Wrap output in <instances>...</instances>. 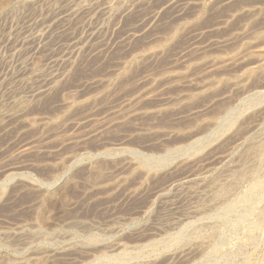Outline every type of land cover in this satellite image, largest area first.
I'll return each instance as SVG.
<instances>
[{"label":"rangeland","instance_id":"obj_1","mask_svg":"<svg viewBox=\"0 0 264 264\" xmlns=\"http://www.w3.org/2000/svg\"><path fill=\"white\" fill-rule=\"evenodd\" d=\"M6 1H8V3ZM105 1L110 2V0ZM5 2L6 6L4 0H0V4L3 5V8L0 7V117L3 114L7 115L14 112L16 109L15 105L17 104L26 103L25 106H27L24 111V114L22 113V115L24 116H22L21 119H12L13 121L10 119L9 121L6 120L3 123L0 122V189H3L4 193L3 197L0 200V237L5 232H14L19 227L27 228L29 224L32 225L33 221L35 222V220L31 219H35L37 212L40 210V203L38 199L39 194L35 193L34 191L28 190L22 186V184H25L27 182H35L36 184L44 186V188L48 186L50 191H52L53 193L65 191V200H63V202L58 203L56 202L55 198H53V203H49L48 206L46 204L44 210L46 212L45 215L47 216H45L46 220L50 222L48 223V227L55 228V226H57L56 228L60 229L59 238H56L58 241L57 246L52 248H66L67 246L68 248H66V253L63 252V255H55L49 257L50 259L48 262L44 261V256L41 254V256L33 255L35 252L29 251L27 253L25 252V249L23 251H20L22 250V248L19 249V246H16L18 247L17 249H15V247H12V251L11 249L9 250L0 248V263L1 258L6 259L8 257L13 258L15 260H21V258L25 255L22 259L28 258L30 256L39 258L43 256V259L41 261L44 264H87L88 262H90L89 260L92 261V258H96L100 255L111 256L112 254L113 256H115L119 254L123 249H128L127 251L133 252V250L140 249L141 247H143L149 241L150 238L151 240H159L161 238L167 237L165 235H167L168 233L171 234L172 232L178 229V226L176 228V225H179L183 222L186 223L188 221L192 223L201 222L203 223V226L207 225L205 227L206 234L210 239H206L205 241L202 240V242L200 243L201 252L199 253H203L202 256L198 253V251H196V248H194L195 251L193 249H189L187 256L181 259V247L179 246L178 248L176 247L174 250L172 249L171 252L175 254L174 264H211L214 261L215 262L213 264H224V261L225 264H264V215L262 214L263 217L259 215L260 213L258 212V208H250L248 205L246 207L242 204H238V207H235V213L232 212L226 218L228 220L223 219L224 222L222 220L220 222H216L218 220L215 221L213 219V216H215L214 214L218 212L216 211V209L219 210V207L226 205L228 201L229 203L232 202V200L234 201L235 196L236 198L239 197L240 193L241 196L244 195L243 191H245L246 187H248V185L251 183L249 178H247L248 180H243L242 183L240 182L241 184L238 183V185L232 187L230 193L227 195L228 197L226 196L224 200L220 201V205L222 206H219L218 204V208H216V206L215 208H211L212 210H208L204 216H201L199 218L195 215H188L187 218L185 217L186 212L188 213V211H190L191 208L195 206L198 207L202 199L209 201L212 197V191L211 189L197 190L196 196H187V194L184 193L182 190L179 191V189H181V185L179 183L181 181V178H183L184 176L183 172H186L184 170L183 172L180 171V173L179 171H177V173L175 172L176 174L171 173L170 175L172 177L169 175V177H164L165 179L161 178L155 181L151 180L145 183L146 185H140L139 179L137 177L128 179L125 184L121 183V181L113 183L116 181V179H118L119 176V178L122 177V175L117 170H115V168L123 165L131 158L135 156L142 158L150 157L151 159L160 158L167 160L170 165H173L178 160H180L178 159V156L180 157L181 154L175 155L173 154V152L169 151L167 153L165 150H171V148L173 150V148L176 147H187L189 146V144L191 145L192 141L196 139H199L201 141L200 144L196 145L195 147H190L189 151L191 149V152L188 151L187 155L182 156L185 158L188 157L187 159L192 162L191 164H193V166L189 167L187 171H190V174H195L194 177L212 174L215 175L217 170L224 164L228 166L234 165L237 162V159L239 158L237 156H241V154L244 155V152L247 153V155L245 154L247 157V164L248 159L249 164H251L253 157L254 160L255 156L256 158H259L258 154L256 155V152L254 153V149L250 145V142L252 141L251 138H254L253 140L255 141V143H261L263 142L262 139L264 140V137H262V131L255 123V121L259 119L258 115L261 112V109L264 108L262 106L264 105V102L261 101L258 96L256 97L255 94L264 91L263 79H256L250 81L247 84L248 86L246 85V87L242 91H238V93L234 90L230 91L226 84H216L215 88L221 87L219 89L216 88L217 91H215L214 88L213 90H211V92L208 91V93L210 92L209 94L206 93L205 95H202L200 97L188 100L185 103L180 102L179 97H177L176 94L172 91L162 90L163 95L160 94L159 90H161L162 88L160 87L159 89V87H157V83L151 84L148 80V76H151L149 74L153 75L154 73H156L157 70H162L165 67L167 70H170V68L177 65V63L178 65H180L183 61L182 59L186 57V53H189L190 51L193 52L197 49L203 50V48L205 49L213 44L217 46L224 38L227 37V32L219 31L218 33H215L214 31H210L217 27L218 24L222 23L223 20L227 18L226 16H228V13L225 12L220 6L222 1L219 0V2H217V0H128L127 2V0H111V15L104 14V12L101 13L100 8H97V5H95L93 8H91V10H89V12L86 11L78 14L80 16L72 15V12L74 8L77 9L81 4H83L84 0H5ZM87 2H89V0H86L85 3ZM203 2L207 4L205 8L206 11L202 13L203 15L205 14L201 18L202 21L200 19V21L198 20V22L195 21L192 24L188 25L184 23V21H182L181 23L180 21H176L174 19L177 15H179V13L183 9H187L189 4L191 5V3L198 4ZM89 3L91 4L92 1H90ZM215 3H217V7ZM171 4L174 7H172ZM31 6L32 8H30ZM167 7H170V9ZM252 7H254V9L256 10V14L252 17L253 19H249L247 21L243 20L244 22H242V24L255 22L259 23L264 21V18L262 19V15H264L263 2L258 3L257 0H254ZM132 8L137 12H132ZM164 8H167V11H165ZM160 11L162 14H160ZM217 13H219V15ZM163 14L165 15V17L163 16ZM158 17L159 20L161 18L163 20L161 19L162 21L160 20L159 22H157ZM166 17L167 19H170L167 20ZM171 19L173 21H171ZM93 21L95 24L93 23ZM167 21H169L170 23L179 22L182 24V26H177L179 24L173 26L175 31H178L175 32V40L172 39L171 42L167 41L168 45L166 44V42L164 43L165 38H167L166 35H168V33L170 32V23ZM206 23L207 25H205ZM213 23H216L217 25ZM263 25L261 26L262 29L260 28L262 31H264ZM235 29L237 31V28ZM142 37L143 39L141 41ZM177 37L178 39H176ZM160 39L164 40L162 41ZM156 40L160 41L162 47V54L160 56L158 55L156 57V60H153L151 58V60H148V62H140L139 65L137 63L138 66L130 62L127 66L129 67L131 64L133 66L128 68L129 71L126 69L127 66H121L122 62L130 59L131 56L134 57L147 53L149 51L148 49L151 50L154 45L156 46ZM80 41L82 44L80 43ZM180 42H182L183 45L182 43L180 44ZM211 42L215 43L212 44ZM146 43H149V46ZM164 44H166V46ZM137 52L139 53L138 55ZM127 53L129 55H127ZM182 54L184 55V57L181 56ZM179 60L182 61L180 62ZM119 68L122 71V73L120 74V78H118L119 81H117L116 83L114 82L112 88L110 87L109 90H106V92H102L103 94L96 98V95L101 90V82H104L105 79H114L115 76L112 71L118 70ZM122 69L126 70L123 71ZM228 72L229 71L224 73L221 72L222 76H219V80L233 81L235 77L234 75L236 73L229 72V75ZM143 74L144 78L142 77ZM192 74L193 75L190 78L193 81H198L201 78V74L199 75V73ZM129 76H131L132 78H129ZM131 80L134 83H131ZM61 82H63V84H61ZM118 83L120 84L118 85ZM139 84L141 87H137ZM149 85L152 86L151 89ZM153 86L155 87L152 90ZM122 90H125L123 91L124 93H122ZM137 90H139L138 93L136 92ZM148 90L150 91L148 93H151L150 95H155L154 90L155 93L160 94H158L159 96L156 94V99L154 101H151L149 105L152 107L166 108V113H163L161 116H158L156 118H150L148 117L149 115H143V110L138 111L140 117H138V115H134L133 117H131L132 115H124V112L127 109L126 107H132L134 105L136 99L133 97L137 95V98L141 95L147 94L146 91ZM40 91H44L46 93L41 94L43 95H40L41 97L37 96L36 93ZM132 92L133 95H130L132 94ZM83 94H86L87 96H83ZM128 97L130 98L128 99ZM173 98H175V100H173ZM253 98L256 100L255 105L254 103L248 102V100ZM64 100H76L77 103L76 105H74V107L76 106V108L73 107L70 109H66V111L63 110L64 108L61 107V105L59 104ZM156 101L158 103H155ZM171 101L173 104L171 103ZM225 102L229 103L227 104ZM168 103L170 104L165 106ZM79 105L81 106V108ZM11 108L13 110H11ZM252 110H256L257 113ZM236 112L240 114H234ZM249 112H253L256 115H250L251 113ZM230 114L234 115L231 119H235V117L237 118L238 116H240L237 118V120L239 121L237 122L238 124L242 123L243 119H245L243 121L246 122L252 121L254 118V121H252V123L247 122V124H250L245 125V123L243 122L242 124L244 126H249L248 128H250L251 125V128H254L255 130L249 129L250 131L248 132L249 134L247 133L248 135L241 136L244 139L239 137V139L241 138L239 140L238 136H232L233 131L228 130L227 126H225L227 125L226 122L230 119ZM213 115H216V117H211ZM200 118L202 120L206 119L213 122L216 121L217 124L212 123L208 128H201L202 126L197 128L194 126V121H200ZM249 118H251L252 120ZM23 119L24 121L33 120V122H35V126L32 129L23 127ZM34 119H36V121ZM104 123H106L105 126H103L102 128H98L99 125ZM218 123L222 127L219 126ZM176 127L179 128L180 131L177 130ZM219 127L221 128L218 129ZM94 130L95 132H92ZM162 131L163 133L167 131L166 133H170V135H167V137H164L163 135L162 137ZM230 131H232L231 136H228L230 135ZM160 132L161 134H157ZM215 132L217 133L216 135ZM219 132L222 133L220 134ZM41 134L44 135L42 136ZM216 136H219V138L217 139ZM68 137L70 138L68 139ZM245 138L250 141L248 142V140ZM62 140H64V142ZM60 141H62L63 143ZM244 144H246L247 146ZM30 146L33 149L32 151H30L31 153L28 152L29 150H27ZM236 146L240 148V150H238ZM245 146L246 149L244 148ZM234 147H236L235 149L237 150L231 151ZM247 148L250 154L247 152ZM70 149L73 150L70 151ZM158 149H160L161 151ZM106 150H109L108 155H106ZM241 151L244 152L241 153ZM237 152L241 154L239 155ZM251 152L254 154H252ZM248 154L251 155V159L249 158ZM49 155L52 157H50ZM87 158L89 159V161L92 160L94 163L97 162V165H100V163L98 162H101L100 166H102L103 169L100 168V173L98 174H101L103 178L106 177L107 172H113L110 173L113 176H110V180H114H111L110 184L107 185L108 188L106 190L108 192L105 190L97 193L89 187L92 185L94 186L99 180H101L102 177L96 180H92L90 178V173L86 168L87 163H89ZM62 159L66 161L65 167L67 166L66 169L68 168V171L66 170V172L64 173H61L59 170H57V163H59ZM197 159L198 161L201 159V162L199 161L200 163H195L194 161H197ZM115 165H117V167H114L113 169V166ZM196 168L198 170H195ZM201 168L204 171L206 170V173L202 171ZM191 169H193V172L191 171ZM198 171H200V173L202 171V175ZM9 177L10 179H8ZM87 178H90L88 179L89 181L87 180ZM93 181L95 182V184H93ZM89 183L90 185H88ZM193 188H195V186ZM134 189L138 190V195L135 198L129 196V192ZM200 191L204 192L201 193ZM160 193H165L162 200L157 197ZM198 194H200L202 198L198 199ZM208 204H210V202H208ZM148 207L150 209L149 212L146 213L145 211ZM246 208H248L247 211ZM143 209L145 210L143 211ZM49 211H51V213ZM261 213H264V211ZM244 214L246 215L245 220L240 222L241 224H236V228L232 227L231 225L235 224V221L238 220V216ZM82 219L83 221H81ZM207 219L208 221H206ZM73 220L84 223L89 229H82L79 226L68 228L66 224ZM185 220L187 221L185 222ZM251 222H255L254 224L258 226L255 225V228L248 229V227L250 226L249 224ZM212 228L215 229V233L213 235L211 234ZM160 230L163 232L160 233ZM228 230L230 231V233ZM116 231H118L119 233ZM164 231L166 234L164 233ZM220 231L222 234L220 233ZM48 232L50 231L48 230ZM91 236L98 237V239L101 241L119 243L122 249L113 250L112 248L106 249L100 246L101 248L94 247L91 250L79 252V250H77V246L81 245V243H85L86 239L90 238ZM211 239L213 243L211 242ZM226 239L229 240L227 241ZM65 242H68L67 244L69 245L66 246ZM70 242L73 244L71 245ZM211 243L212 245H210ZM214 245L215 249L213 248ZM71 250L73 253L71 252ZM158 250L159 249L155 251L153 250V254L147 252L144 255L145 258L143 257L142 264H158L162 260V257L159 256L160 252ZM214 250L216 252H213ZM212 252L214 255L212 254ZM177 256L178 258L176 259ZM201 257L204 258L201 259ZM46 259H48V257ZM136 262L137 261L134 260V263L133 261L131 263L135 264Z\"/></svg>","mask_w":264,"mask_h":264},{"label":"bare ground","instance_id":"obj_2","mask_svg":"<svg viewBox=\"0 0 264 264\" xmlns=\"http://www.w3.org/2000/svg\"><path fill=\"white\" fill-rule=\"evenodd\" d=\"M42 1V0H41ZM92 1V3L90 4L89 2ZM105 0H89V2L85 3L86 0H84V3L81 4L77 9L74 8L73 12H72V15H78L80 14L81 12H86L89 10H91V8H93L95 5H97V8H100L101 10V13L104 12V14H110V10H111V7H110V2L109 1H105ZM149 1V0H148ZM152 1V0H151ZM215 1V0H214ZM222 1L221 2V8L228 13V16H226L227 18L225 20H223L222 23L220 24H216V23H213V24H216L217 27H215L214 29L210 30V31H214L215 33L217 32H221V31H224V32H227L228 35L226 38H224L220 43L219 45H215L213 43L215 42H211L213 45H207L209 47L207 48H203V50H195L193 52H189V53H186V57H184V55L182 54L181 56L184 57L180 62L181 64L178 65H175L174 67H169L170 70H167L166 67L162 70H157L156 73H154L153 75L152 74H149L151 76H148V80L150 81L151 84H155L157 83V87H160L162 88L161 90H159L160 94L163 95V91H172L176 94L177 97H179V101L182 102V103H185L186 101L188 100H192L194 98H197V97H200L202 95H205L206 93H208V91L211 92V90H213L215 88V85L216 84H220V83H223L224 85L226 84L228 86V89L231 91V90H234L235 92L238 93V91H242L246 85L252 81V80H260V79H263L264 80V31H262L261 29V26L264 24V21L262 22H255V23H248V24H242V22H244L245 20H249V19H253L252 17L256 14V10L254 9V7H252V4H253V1L254 0H220ZM258 3L259 2H263L264 4V0H257ZM8 3V1H6ZM6 2L4 0V3H5V6H6ZM10 2V1H9ZM49 2V1H48ZM52 2V1H51ZM101 2V3H100ZM122 2V1H121ZM128 2V0H127ZM143 2V1H142ZM154 2V1H153ZM157 2V1H156ZM217 2H219V0H217ZM3 4V2H2ZM44 4V3H43ZM130 4V3H129ZM206 4L205 2L203 3H198V4H192L191 5L189 4V6L187 7V9H183L179 15L176 16V18H174L176 21H180L182 23V21H184V23L186 24H192L193 22L197 21L198 20L200 21V19L202 18V16H204L202 13H204L205 8H206ZM216 4V7H217V3ZM1 5V4H0ZM75 5V4H74ZM113 5H116V4H113ZM136 5V4H135ZM134 5V6H135ZM172 5V4H171ZM260 5V4H259ZM102 8H101V7ZM133 6V8H134ZM146 6V5H145ZM181 6V5H180ZM262 6V5H261ZM1 8H3V5L0 6ZM46 7V6H44ZM43 7V8H44ZM75 7V6H74ZM139 7V6H138ZM142 7V6H141ZM144 7V6H143ZM172 7H174L172 5ZM0 8V9H1ZM32 8V6L30 7ZM41 8V7H40ZM122 8V7H121ZM132 8V12L136 11V10H133ZM170 9V7H167ZM166 8V9H167ZM183 8V7H182ZM18 9V8H17ZM35 9V8H34ZM138 9V8H137ZM165 9V8H164ZM165 9V11H167ZM168 9V10H169ZM22 10V9H21ZM129 10V9H128ZM139 10V9H138ZM180 10V9H179ZM216 10V9H215ZM259 10V9H258ZM8 11V10H7ZM27 11V10H26ZM170 11V10H169ZM168 11V12H169ZM98 12V11H97ZM123 12V11H122ZM131 12V13H132ZM137 12V11H136ZM178 12V10H177ZM220 12V11H219ZM165 13V12H164ZM167 13V12H166ZM214 13V12H213ZM71 14V13H70ZM117 14V13H116ZM127 14V13H126ZM160 14L161 11H160ZM172 14V13H171ZM219 15V13H217ZM7 15V14H6ZM86 15V14H85ZM101 15V14H100ZM111 15V14H110ZM128 15V14H127ZM216 15V14H215ZM227 15V14H226ZM8 16V15H7ZM80 16V15H78ZM129 16V15H128ZM163 16L165 17V15L163 14ZM162 16V17H163ZM208 16V15H207ZM206 16V17H207ZM261 16V15H260ZM103 17V16H102ZM126 17V16H125ZM163 17V18H164ZM168 17V15H167ZM166 17V19H167ZM172 17V16H171ZM178 17V18H177ZM205 17V19H206ZM154 18V17H153ZM152 18V19H153ZM208 18V17H207ZM214 18V17H213ZM221 18V17H220ZM260 18V17H259ZM264 18V15H262V19ZM3 19V18H2ZM162 19V18H161ZM160 19V20H161ZM165 19V18H164ZM170 19V18H168ZM167 19V20H168ZM222 19V18H221ZM255 19V18H254ZM9 20V19H8ZM64 20V19H63ZM105 20V19H104ZM158 20V21H157ZM157 22H159V17L157 18ZM163 20V19H162ZM161 20V21H162ZM174 20V21H175ZM204 20V19H203ZM244 20V21H243ZM10 21V20H9ZM132 21V20H131ZM171 21H173L171 19ZM202 21V19H201ZM210 21V20H209ZM253 21V20H252ZM259 21V20H258ZM169 22V21H167ZM189 22V23H188ZM204 22V21H203ZM251 22V21H250ZM254 22V21H253ZM94 23V21H93ZM147 23V22H146ZM162 23V22H161ZM160 23V24H161ZM165 23V22H164ZM163 23V24H164ZM170 23V22H169ZM181 23H170L169 27L170 29V32L168 33L167 38H165L164 40V43L166 42V44L168 43L167 41H170L172 39H174L175 37V32L178 31L174 29L173 26H182ZM211 23V22H210ZM218 23V22H217ZM247 23V22H246ZM95 24V23H94ZM154 24V23H153ZM204 24V23H202ZM159 25V24H158ZM207 25V23L205 24ZM216 25H212V26H216ZM155 26V25H154ZM162 26V25H161ZM187 26V25H186ZM186 26H183V27H186ZM204 26V25H203ZM210 26V27H212ZM264 26V25H263ZM156 27V26H155ZM173 27V28H172ZM182 27V28H183ZM194 27V26H193ZM94 28V27H93ZM110 28V26H109ZM159 28V27H158ZM209 28V27H208ZM237 28V31L236 29ZM261 28V29H260ZM102 29V28H101ZM100 29V31H101ZM155 29V28H154ZM174 29V30H172ZM178 29V27H177ZM184 29V28H183ZM190 29V27H189ZM201 29V28H200ZM168 30V31H169ZM181 30V29H180ZM264 30V29H263ZM108 31V30H107ZM154 31V30H153ZM187 31V30H186ZM145 32V31H144ZM162 32V31H161ZM193 32V31H192ZM74 33V32H73ZM97 33V32H96ZM106 33V32H104ZM155 33V32H154ZM167 33V32H166ZM165 33V34H166ZM178 33V32H177ZM207 33V32H205ZM100 34V33H99ZM222 34V33H220ZM225 34V33H224ZM157 35V34H156ZM206 35V34H205ZM214 35V34H213ZM88 36V35H87ZM141 36V35H140ZM165 36V35H164ZM165 36V37H166ZM186 36V35H185ZM225 36V35H224ZM95 37V36H94ZM139 37V36H138ZM217 37V36H216ZM145 38V37H144ZM155 38V37H154ZM164 38V37H163ZM205 38V37H204ZM214 38V37H213ZM50 39V38H49ZM92 39V38H91ZM143 37L141 38V41H142ZM148 39V37H147ZM146 39V40H147ZM178 39V37L176 38ZM80 40V39H79ZM83 40V39H82ZM145 40V39H144ZM162 40V39H160ZM162 40V41H163ZM175 40V39H174ZM132 41V40H131ZM157 41V40H156ZM178 41V40H177ZM92 42V41H91ZM151 42V41H150ZM179 42V41H178ZM177 42V43H178ZM81 43V41H80ZM154 43V42H153ZM182 42H180L181 44ZM82 44V43H81ZM147 44V43H146ZM149 44V43H148ZM147 44V45H148ZM166 44H164L166 46ZM91 45V44H90ZM168 45V44H167ZM183 45V43H182ZM86 46V45H85ZM149 46V45H148ZM46 47V46H45ZM91 47V46H90ZM94 47V46H93ZM141 47V46H140ZM151 47V46H150ZM44 48V47H43ZM139 48V47H137ZM158 48V49H157ZM161 44H160V41H157L156 42V46L154 45V47L150 49H148L149 51L145 54H141L139 56H133L132 57L131 55V58L122 62V65L127 66L128 63L132 62L134 65L136 64V66L139 65L140 62L144 63V62H148V60H151V58L154 60H156V57L159 55L162 54V49H161ZM124 49V48H123ZM160 49V50H159ZM196 49V48H195ZM90 50V49H89ZM143 50V49H142ZM192 50V49H191ZM126 51V50H125ZM133 51V50H132ZM179 51V49H178ZM45 52V51H44ZM84 52V51H83ZM103 52V51H102ZM134 52V51H133ZM141 52V51H140ZM114 53V52H113ZM122 53V52H121ZM130 53V51H129ZM81 54V53H80ZM105 54V53H104ZM139 53L137 52V55ZM89 55V54H88ZM127 55H129L127 53ZM41 56V55H40ZM84 56V55H83ZM81 58V57H80ZM98 58V57H97ZM128 58V57H127ZM126 58V59H127ZM181 58V57H180ZM179 58V59H180ZM96 60V59H95ZM94 60V61H95ZM170 60V59H169ZM93 61V62H94ZM113 61V60H111ZM166 61V60H165ZM36 62V61H35ZM160 62V61H159ZM167 62V61H166ZM34 63V62H32ZM78 63V61H77ZM83 63V62H82ZM92 63V62H91ZM138 63V65H137ZM174 63V62H173ZM69 64V63H68ZM84 64V63H83ZM81 65V64H80ZM153 65V64H152ZM22 66V65H21ZM133 65L131 64L129 67H132ZM156 66V65H155ZM165 66V65H164ZM84 67V66H83ZM123 67V68H124ZM128 66L126 67V69L129 71V68ZM146 67V66H145ZM161 67V66H160ZM122 68V67H121ZM150 68V67H149ZM157 68V67H156ZM168 68V67H167ZM105 69V68H104ZM125 69V70H126ZM158 69V68H157ZM22 70V69H21ZM75 70V68H74ZM123 70V69H122ZM123 70V71H125ZM153 70V68H152ZM229 71L230 73L231 72H235L236 74L234 75V80L233 81H230V80H226V81H222V80H219V76L221 74V72H227ZM109 72V71H108ZM113 74H114V79H105L104 82L102 81L101 82V90L100 92L96 95L98 98V96H101L103 93L102 92H106V90H109L110 87L112 88V85L114 84V82L116 83L117 81H119L118 78H120V74L122 73L121 69L119 68L118 70H115V71H112ZM228 72V74H229ZM64 73V72H62ZM77 73V72H76ZM84 73V72H83ZM110 73V72H109ZM126 73V72H125ZM192 73H199L200 75V79L197 81H193L191 80V76L193 75ZM39 74V73H38ZM72 74V73H71ZM79 74V73H78ZM97 74V73H96ZM99 74V73H98ZM129 74V73H128ZM147 74V73H146ZM227 74V76H228ZM234 74V73H232ZM36 75V74H35ZM73 75V74H72ZM124 75V74H123ZM122 75V76H123ZM130 75V74H129ZM133 75V74H132ZM131 75V76H132ZM198 75V76H199ZM230 75V74H229ZM106 76V75H105ZM129 76V78L131 77ZM196 76V75H194ZM126 77V76H125ZM144 78V74L142 76ZM146 77V76H145ZM231 77V76H230ZM233 77V75H232ZM32 78V77H31ZM132 78V77H131ZM146 78V79H147ZM194 78V77H193ZM127 79H128V76H127ZM223 79V78H222ZM74 80V79H73ZM92 80V79H91ZM142 80V79H141ZM48 81V80H47ZM76 81V80H75ZM139 81V80H138ZM70 82V81H69ZM68 82V83H69ZM85 82V81H84ZM83 82V83H84ZM12 83V82H11ZM25 83V82H24ZM125 83V82H124ZM131 83H134L132 82L131 80ZM142 83V82H141ZM47 84V83H46ZM61 84H63V82H61ZM96 84V83H95ZM94 84V85H95ZM120 83H118L119 85ZM129 84V83H128ZM148 84V83H147ZM256 84V83H255ZM49 85V84H48ZM59 85V84H57ZM56 85V86H57ZM126 85V84H125ZM31 86V85H30ZM150 86V85H149ZM219 86V85H217ZM248 86V85H247ZM45 87V86H44ZM49 87V86H48ZM51 87V86H50ZM64 87V86H63ZM66 87V86H65ZM137 87H141L140 84L137 86ZM143 87V86H142ZM145 87V85H144ZM152 86H150V89H151ZM155 86H153L152 90L154 89ZM226 87V86H225ZM264 87V86H263ZM33 88V87H32ZM31 88V89H32ZM38 88V87H37ZM36 88V89H37ZM57 88V87H56ZM103 88V89H102ZM136 88V87H135ZM164 88V89H163ZM217 89L221 88V87H216ZM215 88V91H217V89ZM61 89V88H60ZM124 89V88H122ZM138 89V88H137ZM142 89V88H141ZM225 89V88H224ZM251 89V88H250ZM249 89V90H250ZM254 89V88H253ZM43 90V89H42ZM46 90V88H45ZM48 90V88H47ZM56 90V89H55ZM114 90V88H113ZM143 90V89H142ZM146 90V89H145ZM156 90V89H155ZM155 90H154V94L155 95H150L151 93H148L150 92L149 90L146 91L147 94H144V95H141L139 97L136 98L137 95H135V99H132V100H135L134 102V105L131 107H126L127 109L125 110L124 112V115H132L131 117H133L134 115H138L139 116V113L138 111L140 110H143V115H149L148 117L150 118H156L158 116H161L163 113H166V108H161V107H152L150 106V102L151 101H154L157 97V93H155ZM163 90V91H162ZM261 90V89H260ZM123 91L125 90H122V93H124ZM128 91V90H127ZM132 91V90H131ZM135 91V90H134ZM139 90H137L136 92L138 93ZM157 91V90H156ZM90 92V91H89ZM93 92V91H92ZM145 92V91H143ZM162 92V93H161ZM209 92V93H210ZM214 92V91H212ZM43 93H46V92H38L36 93L37 96H40L41 94ZM58 93V92H57ZM86 93V92H85ZM115 93V92H114ZM131 93V92H130ZM129 93V94H130ZM208 93V94H209ZM248 93V92H247ZM48 94V93H47ZM46 94V95H47ZM73 94V93H72ZM157 94V95H156ZM159 94V95H160ZM183 94V95H182ZM256 94V97L258 96L260 98L261 101L264 102V91L262 92H258V93H255ZM258 94V95H257ZM86 95V94H85ZM83 94V96H85ZM128 95V94H127ZM130 95H133V92L132 94ZM158 95V96H159ZM182 95V96H181ZM239 95V94H238ZM43 96V95H41ZM40 96V97H41ZM56 96V95H55ZM60 96V95H59ZM87 96V95H86ZM120 96V95H118ZM10 97V96H9ZM39 97V98H40ZM103 97V96H102ZM176 97V98H177ZM236 97V96H235ZM55 98V97H54ZM61 98V97H60ZM78 98V97H77ZM104 98V97H103ZM114 98V97H113ZM117 98V97H116ZM130 97H128L129 99ZM170 98V97H169ZM203 98V97H202ZM258 98V99H259ZM37 99V97H36ZM69 99V98H68ZM83 99V98H82ZM33 100V99H32ZM58 100V98H57ZM81 100V99H80ZM84 100V99H83ZM88 100V99H87ZM158 100V99H157ZM160 100V99H159ZM173 100H175V98H173ZM237 100V99H236ZM239 100V99H238ZM245 100V99H244ZM255 99H250L248 100V102H251V103H254L255 105V102L256 100L254 101ZM127 101V100H125ZM178 101V102H179ZM198 101V100H197ZM9 102V101H8ZM21 102V101H20ZM51 102V101H50ZM54 102V101H53ZM108 102V101H106ZM161 102V101H160ZM179 102V103H180ZM236 102V101H235ZM6 103V102H5ZM14 103V102H13ZM76 100H64L62 101L59 105H61V107H63L66 111V109H70V108H73L74 105H76ZM87 103V102H86ZM92 103V102H91ZM153 103V102H152ZM155 103H158L157 101ZM155 103H154V106H155ZM172 103V101H171ZM176 103V101H175ZM211 103V101H210ZM227 103V102H225ZM229 103V102H228ZM227 103V104H228ZM246 103V102H245ZM258 103V102H257ZM26 104V103H25ZM25 104H17L15 105V111L12 112L11 114H3L1 117H0V122L3 123L4 121L6 120H12V119H21L22 116V113L24 114V111L26 109V106ZM121 104V103H120ZM170 103L166 104L165 106L169 105ZM173 104V103H172ZM223 104V103H222ZM247 104V103H246ZM245 104V105H246ZM43 105V104H42ZM54 105V104H53ZM78 105V104H77ZM107 105V104H106ZM149 105V106H148ZM153 105V104H152ZM158 105V104H157ZM230 105V104H229ZM244 105V104H243ZM252 105V104H251ZM262 105V104H261ZM9 106V105H8ZM12 106V105H11ZM80 106V105H79ZM125 106V105H124ZM164 106V107H165ZM208 106V105H206ZM226 106V105H225ZM264 107V105H262ZM47 107V106H46ZM89 107V106H88ZM87 107V108H88ZM106 107V106H105ZM163 107V106H162ZM193 107V106H192ZM229 107V106H227ZM236 107V106H235ZM259 107V106H257ZM76 108V106L74 107ZM81 108V106H80ZM168 108V107H167ZM226 108V107H225ZM242 108V107H241ZM256 108V107H255ZM121 109V108H120ZM125 109V108H124ZM169 109V108H168ZM232 109V108H231ZM249 109V108H248ZM6 110V109H5ZM11 110H13L11 108ZM95 110V109H94ZM224 110V109H223ZM257 110V109H256ZM256 110H252L254 111L255 113ZM10 111V110H9ZM64 111V112H65ZM90 111V110H89ZM108 111V110H107ZM119 111V110H118ZM123 111V110H122ZM220 111V110H219ZM231 111V110H230ZM237 111V110H235ZM242 111V110H241ZM121 112V111H120ZM226 112V111H225ZM229 112V111H228ZM58 113V112H57ZM63 113V111H62ZM92 113V112H91ZM116 113V111H115ZM114 113V114H115ZM199 113V112H198ZM238 112L234 113V114H237ZM251 113V112H249ZM248 113V114H249ZM255 113H251L250 115H256ZM26 114V113H25ZM31 114V113H30ZM88 114V113H87ZM224 114V113H223ZM233 114V112H232ZM240 114V113H238ZM242 114V113H241ZM245 114V113H244ZM38 115V114H37ZM92 115V114H91ZM117 115V113H116ZM142 115V114H141ZM221 115V114H220ZM225 115V114H224ZM231 115V114H230ZM26 116V115H25ZM80 116V115H79ZM85 116V115H84ZM201 116V115H200ZM207 116V115H206ZM232 116L234 115H231L230 116V119L226 122L227 125V129L228 130H232L233 131V134L232 136H238V139L239 137L243 136V135H248L249 133V129H254V128H251V125H250V128H248L249 126H244L242 123L244 122L245 125H248L250 123L247 124V122H251L254 121V118L253 120L251 118L252 121H243L245 119L242 120V123L238 124L237 122H239L237 120V118L235 117V119H231ZM236 116V115H235ZM66 117V116H65ZM109 117V116H108ZM163 117V116H162ZM196 117V116H195ZM198 117V116H197ZM211 117H216V115L214 116H211ZM224 117V116H223ZM80 118V117H79ZM226 118V117H225ZM224 118V119H225ZM228 118V117H227ZM258 120L255 121V123L257 124V126L259 127V129L262 131V134L261 136L264 137V108L261 109V112L259 113L258 115ZM57 119V118H56ZM70 119V118H69ZM124 119V118H123ZM219 119V118H218ZM240 119V120H241ZM248 119V120H249ZM36 121V119H34ZM171 120V119H170ZM195 120V119H194ZM199 120V119H198ZM211 120V119H210ZM220 120V119H219ZM217 120V121H219ZM247 120V119H246ZM13 121V120H12ZM24 121V119L22 120ZM40 121V120H39ZM69 121V120H68ZM90 121V120H89ZM162 121V119H161ZM183 121V120H182ZM224 121V120H223ZM41 122V121H40ZM39 122V123H40ZM91 122V121H90ZM123 122V121H122ZM194 126L195 127H200L202 126L201 128H208L210 126V124L212 123H216L213 122V121H209V120H206V119H201L200 118V121H194ZM225 122V121H224ZM24 123V126L25 128H33L35 126V122H33V120H26L23 122ZM37 123V122H36ZM45 123V122H44ZM59 123V122H58ZM100 123V122H99ZM103 123V122H102ZM124 123V122H123ZM126 123V122H125ZM150 123V122H149ZM220 123V122H219ZM218 123V124H219ZM221 123H222V120H221ZM20 124V123H19ZM136 124V123H135ZM140 124V123H139ZM217 124V123H216ZM106 123L104 124H101L98 126V128H102L103 126H105ZM151 125V124H150ZM223 125V124H222ZM54 126V125H53ZM89 126V125H88ZM219 126H221L219 124ZM1 127V126H0ZM4 127V126H3ZM43 127V126H42ZM160 127V126H158ZM218 127V126H217ZM222 127V126H221ZM221 127H219L218 129H220ZM224 127V126H223ZM41 128V127H40ZM152 128V127H151ZM174 128V127H173ZM51 129V128H50ZM56 129V128H55ZM54 129V130H55ZM83 129V128H82ZM177 130H179V128L176 127ZM225 129V128H224ZM223 129V130H224ZM258 129V128H257ZM263 129V130H262ZM8 130V129H7ZM17 130V129H16ZM19 130V129H18ZM21 130V129H20ZM28 130V129H27ZM97 130V129H95ZM92 131V132H95ZM102 130V129H101ZM255 130V129H254ZM259 130V132H260ZM15 131V130H14ZM50 131V130H49ZM151 131V130H150ZM180 131V130H179ZM200 131V130H199ZM218 131V130H217ZM220 131V130H219ZM226 131V130H225ZM224 131V132H225ZM230 131V135L228 136H231V132ZM16 132V131H15ZM13 132V133H15ZM18 132V131H17ZM89 132V131H88ZM105 132V131H104ZM108 132V131H107ZM111 132V131H110ZM134 132V131H133ZM149 132V131H148ZM158 132V131H157ZM167 132V131H166ZM162 131L163 134L160 133H157V134H161L162 137L164 135V137H167V135H170V133H166ZM206 132V131H205ZM5 133V132H4ZM91 133V132H90ZM154 133V132H152ZM151 133V134H152ZM176 133V132H175ZM220 134L222 132H219ZM229 133V132H228ZM248 133V134H247ZM74 134V133H73ZM82 134V133H81ZM80 134V135H81ZM84 134V133H83ZM106 134V133H105ZM108 134V133H107ZM149 134V135H151ZM179 134V132H178ZM198 134V132H197ZM217 133L215 132V135ZM260 134V133H259ZM42 135V134H41ZM44 135V134H43ZM42 135V136H43ZM71 135V134H70ZM86 135V134H85ZM95 135V134H94ZM99 135V134H98ZM176 135V134H175ZM214 135V136H215ZM20 136V135H19ZM48 136V135H47ZM84 136V135H83ZM158 136V135H157ZM172 136V135H171ZM250 136V135H249ZM252 136V135H251ZM258 136V135H257ZM24 137V136H22ZM103 137V136H102ZM146 137V136H145ZM150 137V136H149ZM217 139L219 138V136H216ZM221 137V136H220ZM246 137V136H245ZM259 137V136H258ZM70 137H68L69 139ZM151 138V137H150ZM177 138V137H176ZM188 138V137H187ZM192 138V137H191ZM213 138V137H212ZM243 138V137H241ZM240 138V139H241ZM24 139V138H22ZM26 139V138H25ZM55 139V138H54ZM67 139V138H66ZM74 139V138H73ZM79 139V138H78ZM146 139V138H145ZM155 139V138H154ZM231 139V138H230ZM233 139V137H232ZM237 139V138H236ZM239 139V140H240ZM244 139V138H243ZM247 139V138H245ZM254 138H251L252 141L250 142V145L253 147V150L254 153L256 152V155L258 154L259 158H256L255 156V160H254V157L252 158L251 155H249V150L247 148V152L249 153V158L251 157L253 160L251 161V164H249V159H248V164L246 162L247 160V153H245L244 151H241L244 152V155L241 154V153H238L239 155L241 154V156H237L239 157L237 159V162L232 165V166H228V165H223L222 167H220L216 174H212V175H203V176H199V177H194L193 175V169H191V173L190 174L187 169L191 166H193V164H191L192 162H190L187 158L188 157H182V156H185L187 155L188 151H189V148L190 147H195L196 145H199L200 144V140L196 139L194 141H192L191 145L189 144V146L187 147H181V148H171L170 149H167L165 150L167 153L170 151V152H173V154H181L180 157L178 156V159L180 160H175L177 161L176 163H174L173 165L169 164L167 162V160L165 159H151L150 157H145V158H142V157H138V156H135L133 158H131L129 161H127L126 163H124L123 165L117 167V165L113 166V169L114 167H117L115 168V170H117L121 175L122 177L118 179H116L115 182L113 183H116L117 181H121V183L125 184V182L128 181V179H131L133 177H137L139 179V184L140 185H143L151 180H157V179H161V178H164V177H169V175L171 173H174L176 174L177 171H186V172H183L184 176L183 178H181V181H180V187L184 193L187 194V196H196V193H197V190H204V189H211L212 191V197L209 201L205 200V199H202L201 203L199 204L198 207H193L191 208L190 211H188V213L186 212V216L188 218V215H195V216H198L201 217V216H204L205 213L208 211V210H212L211 208H218L219 206H222L220 205V201L224 200L226 198V196L230 193L231 189L233 186H236L239 184L242 183L243 180L249 178L250 179V184L248 185V187H246V190L243 191L244 195L241 196V193H240V196L236 198L235 196V199L234 201L232 200V202L229 203V201L226 203V205H223L222 207H219L220 209L216 211V214H214L215 216L218 215V216H213V219L216 221V222H220L221 220L224 222V220L232 213L234 212V210L236 209L235 207L237 206L238 207V204H242L244 206L247 207V205L251 208L253 207H256L258 208V212L260 213L259 215H261L263 217L264 213H261L264 211V140L262 139L263 142H257L255 143V141L253 140ZM85 140V139H84ZM216 140V138H215ZM237 140V141H239ZM248 140V139H247ZM52 141V140H51ZM64 142V140H62ZM60 141V142H62ZM71 141V140H69ZM78 141V140H77ZM97 141V140H96ZM143 141V140H142ZM145 141V140H144ZM164 141V140H163ZM214 141V140H213ZM234 141V140H233ZM235 141V142H237ZM250 140H248L249 142ZM59 142V141H58ZM62 142V143H63ZM165 142V141H164ZM205 142V141H204ZM207 142V141H206ZM232 142V141H231ZM77 143V142H76ZM99 143V142H98ZM107 143V142H106ZM158 143V142H157ZM162 143V142H161ZM252 143V144H251ZM143 144V143H142ZM225 144V143H224ZM229 144V143H228ZM228 144H227V147H228ZM247 144V143H246ZM244 144V145H246ZM64 145V144H63ZM208 145V144H207ZM218 145V144H217ZM230 145V144H229ZM233 145V144H232ZM249 145V146H250ZM145 146V145H144ZM154 146V145H153ZM247 146V145H246ZM246 146L244 147L246 149ZM250 146V147H251ZM167 147V146H166ZM214 147V146H213ZM230 147V146H229ZM237 147V146H236ZM236 147L232 148L231 151L233 150H237L235 149ZM241 147V146H239ZM243 147V146H242ZM251 147V148H252ZM69 148V147H68ZM223 148V147H222ZM238 148V147H237ZM125 149V147H124ZM219 149V148H217ZM27 150H29L28 152L32 151V147L30 146ZM57 150V149H56ZM73 150V149H70V151ZM86 150V149H85ZM84 150V151H85ZM127 150V149H126ZM160 150V149H158ZM213 150V149H212ZM238 150H240V148H238ZM116 151V150H115ZM161 151V150H160ZM196 151V150H195ZM198 151V150H197ZM200 151V149H199ZM223 151V150H222ZM225 151V150H224ZM252 151V152H253ZM63 152V151H62ZM96 152V151H95ZM106 152V155L109 154V150L105 151ZM191 152V149L190 151ZM215 152V151H214ZM251 152V153H252ZM31 153V152H30ZM45 153V152H44ZM100 153V152H99ZM117 153V152H116ZM252 153V154H254ZM246 154V155H245ZM104 155V154H103ZM164 155V154H163ZM243 155V156H242ZM40 156V155H39ZM50 156V155H49ZM48 156V157H49ZM132 156V155H131ZM254 156V155H253ZM52 157V156H50ZM79 157V156H78ZM111 157V156H110ZM160 157V156H158ZM172 157V156H171ZM175 157V156H174ZM226 157V156H225ZM33 158V157H32ZM35 158V157H34ZM91 158V157H90ZM93 158V157H92ZM163 158V157H162ZM183 158V159H182ZM250 158V159H251ZM88 159V158H87ZM167 159V158H166ZM212 159V158H211ZM233 159V158H232ZM235 159V158H234ZM38 160V159H37ZM51 160V159H50ZM225 160V159H224ZM44 161V160H43ZM70 161V160H69ZM76 161V160H75ZM79 161V159H78ZM89 161V159H88ZM87 161V162H88ZM96 161V160H95ZM112 161V160H111ZM126 161V160H125ZM170 161V160H169ZM174 161V160H173ZM201 162V159L199 160ZM198 159L197 161H194L195 163L196 162H199ZM204 161V160H203ZM222 161V160H221ZM65 160H61L59 163H57V170H59L61 173H64L66 172V167H65ZM123 162V161H122ZM199 162V163H200ZM220 162V161H219ZM54 163V162H52ZM100 163L101 165V162H98ZM38 164V163H37ZM105 164V163H104ZM247 164V165H246ZM51 165V164H50ZM53 165V164H52ZM100 165H97V162L94 163L92 160L89 161V163H87L86 165V168L88 170V172L90 173V178L92 180H96V179H100L101 174H98L100 173V168H102V166ZM209 165V164H208ZM219 165V164H218ZM85 166V165H84ZM201 166V165H200ZM204 166V165H203ZM221 166V165H220ZM211 167V166H210ZM78 168V167H77ZM81 168V167H80ZM110 168V167H109ZM108 168V169H109ZM112 168V167H111ZM82 169V168H81ZM103 169V168H102ZM112 169V170H113ZM202 169V168H201ZM195 170H198L197 168ZM68 171V170H67ZM114 171V170H113ZM202 171H204L202 169ZM201 171V173H202ZM176 172V173H175ZM200 173V171H198ZM206 173V170L204 171ZM209 172V171H208ZM110 173H113V172H110ZM107 172V175L105 178H101V180H99L96 184L95 182L93 184H95L94 186H89L91 189H93L94 191H96L97 193L98 192H102V191H105L108 186L111 182V180H114V179H111L110 180V176H112V174H110ZM200 173V174H201ZM204 173V174H205ZM7 174V172H6ZM75 174V173H74ZM115 174V173H114ZM173 174V175H174ZM198 174V173H197ZM70 175V174H69ZM178 175V174H177ZM202 175V174H201ZM19 176V175H18ZM105 176V175H104ZM171 176V175H170ZM179 176V175H178ZM181 176V175H180ZM8 177V176H6ZM11 177V176H10ZM10 177L8 179H10ZM113 177V176H112ZM172 177V176H171ZM174 177V176H173ZM14 178V177H13ZM51 178V177H50ZM90 178H87L90 179ZM53 179V177H52ZM79 179V178H78ZM165 179V178H164ZM5 180V179H4ZM68 180V179H67ZM168 180V179H167ZM171 180V179H169ZM248 180V179H247ZM89 181V180H88ZM160 181V180H159ZM165 181V180H164ZM19 182V181H18ZM176 182V181H175ZM241 182V183H240ZM12 183V182H11ZM40 183V182H39ZM91 183V182H90ZM90 183L88 185H90ZM134 183V182H133ZM246 183V182H245ZM165 184V183H164ZM173 184V183H172ZM248 184V183H247ZM87 185V186H88ZM115 185V184H114ZM113 185V186H114ZM146 185V184H145ZM22 186L28 190H31V191H34L35 193H38V199H39V203H40V210L37 212L36 214V218L35 219H31V220H35V222L33 223L32 222V225L29 224V226L27 228L25 227H19L16 231L14 232H5L4 234L1 235L0 237V248H3V249H11L12 247H15V249H17L18 247L16 246H19V249L22 248V250L20 251H23L25 249V252H29V251H32V252H35L33 255H43L44 256V261L48 262L49 261V257H52V256H57V255H63V252L66 251V248H68L66 242V248L65 247H62V248H52V247H56L57 246V239L59 238V235H60V229L56 228L57 226L54 227H48V222L46 220V212H45V205L50 203H53L52 200L53 198H55L56 202L58 203H61L63 202V200H65V191H61V192H54L56 193H53L52 191H50V189L47 187L44 188V186H41L39 184H36L35 182H27L25 184H22ZM161 186V185H160ZM169 186V185H168ZM195 186V188H193ZM66 187V186H65ZM72 187V186H71ZM84 187V186H83ZM119 187V186H118ZM130 187V186H129ZM141 187V186H140ZM149 187V186H148ZM179 187V186H178ZM23 188V189H24ZM117 188V187H116ZM144 188V187H143ZM166 188V187H165ZM177 188V187H176ZM162 189V188H161ZM168 189V188H167ZM171 189V188H170ZM175 189V188H174ZM63 190V189H62ZM85 190V189H84ZM87 190V189H86ZM90 190V189H89ZM127 190V189H126ZM142 190V189H141ZM82 191V190H81ZM88 191V190H87ZM92 191V190H91ZM107 191V190H106ZM23 192V191H22ZM93 192V191H92ZM108 192V191H107ZM161 192V191H160ZM163 192V191H162ZM167 192V191H166ZM176 192V191H175ZM201 192V191H200ZM204 192V191H203ZM201 192V193H203ZM72 193V192H71ZM200 193V194H201ZM232 193V192H231ZM3 189H0V200L1 198L3 197ZM96 194V193H95ZM103 194V193H102ZM101 194V195H102ZM150 194V193H149ZM164 194L165 193H160L157 197H159L160 200H162V198L164 197ZM167 194V193H166ZM200 194L197 195V198H202L200 196ZM235 194V193H234ZM9 195V194H8ZM7 195V196H8ZM32 195V194H31ZM68 195V194H67ZM138 195V190L137 189H134L132 191L129 192V196L130 197H133L135 198L136 196ZM176 195V194H175ZM232 195V194H231ZM92 196V195H91ZM141 196V195H140ZM174 196V195H173ZM182 196V195H181ZM88 197V196H86ZM128 197V196H127ZM126 197V198H127ZM167 197V196H166ZM186 197V196H184ZM228 197V196H227ZM156 198V197H155ZM168 198V197H167ZM231 198V197H230ZM104 199V198H103ZM165 199V198H164ZM163 199V200H164ZM17 200V199H16ZM99 200V199H98ZM108 200V199H107ZM156 200V199H155ZM159 200V201H160ZM5 201V200H4ZM9 201V200H8ZM6 201V202H8ZM86 201V200H85ZM131 201V200H130ZM231 201V200H230ZM98 202V201H97ZM168 202V201H167ZM208 202H210V204H208ZM36 203V202H35ZM166 203V202H165ZM175 203V202H174ZM65 204V203H64ZM155 204V203H154ZM163 204V203H162ZM219 204V206H217ZM223 204V202H222ZM53 205V204H52ZM90 205V204H89ZM150 205V204H149ZM172 205V204H171ZM174 205V204H173ZM69 206V205H68ZM243 206V207H244ZM32 207V206H31ZM59 207V206H58ZM57 207V208H58ZM62 207V206H60ZM146 207V206H145ZM248 207V208H249ZM66 208V207H65ZM89 208V207H88ZM139 208V207H138ZM246 208V211L247 209ZM47 209V208H46ZM90 209V208H89ZM149 207L146 208V213L149 212ZM186 209V208H185ZM240 209V208H239ZM3 210V209H2ZM58 210V209H57ZM145 209H143L144 211ZM243 210V208H242ZM31 211V210H29ZM60 211V210H59ZM92 211V210H91ZM214 211V210H213ZM257 211V210H256ZM51 213V211H49ZM89 212V211H88ZM141 212V211H140ZM144 212V213H145ZM257 212V213H258ZM97 213V212H96ZM235 213V212H234ZM243 213V212H242ZM241 213V214H242ZM247 213V212H246ZM69 214V212H68ZM91 214V213H90ZM95 214V213H94ZM210 214V213H209ZM263 214V215H262ZM50 215V214H49ZM52 215V214H51ZM59 215V214H58ZM63 215V214H62ZM71 215V213H70ZM104 215V214H103ZM147 215V214H146ZM233 215V214H232ZM258 215V214H257ZM46 216V217H45ZM60 216V215H59ZM69 216V215H68ZM74 216V215H73ZM256 217V216H255ZM261 217V218H262ZM75 218V217H74ZM192 218V216H191ZM207 218V217H206ZM237 218V217H236ZM246 218V215H240L238 216V220L235 221V224H232L231 226L232 227H235L236 228V224H239L240 222L244 221ZM248 218V217H247ZM73 219V218H72ZM190 219V218H189ZM202 219V218H201ZM224 219V220H223ZM211 220V219H209ZM228 220V219H226ZM83 221V219L81 220ZM187 220H185L186 222ZM208 221V219L206 220ZM248 221V220H247ZM67 222V221H66ZM175 222V221H174ZM180 222V221H178ZM183 222V221H182ZM204 222V220H203ZM228 222V221H227ZM250 222V221H249ZM168 223V222H167ZM255 222H251L248 227V229H253L255 228V225L254 224ZM175 224V223H174ZM241 224V223H240ZM144 225V224H143ZM210 225V224H209ZM208 225V226H209ZM261 225V224H260ZM26 226V225H25ZM66 226L68 228H73V227H76V226H79L80 228L82 229H87L88 227L82 223V222H78L76 220H73V221H70L69 223L66 224ZM178 226V229L174 232H172L171 234H167L165 236L167 237H164V238H161L159 240H154L151 238L149 239V241L143 246L141 247L140 249H136V250H133V252H129L125 249H123L119 254L113 256L111 254V256H104V255H100V256H97L96 258H92V261L89 260L90 262H88L87 264H132L131 262L133 261L134 263V260L137 261L135 264H142L143 262V257L144 255L149 252L151 254L152 251L154 250H157L159 249L158 251L160 252L159 256L162 257V260L158 263V264H174V259H175V254H173L171 252V250L175 249L176 247L178 248L179 246L181 247V254H180V257L181 259L183 257H186L187 256V253H188V250L190 249H193L196 248V251L201 252V245L200 243L202 242V240H206V239H210L208 238V235L206 234V229L205 227L207 226H203V223H192V222H186V223H181L179 225H176V228ZM211 226V225H210ZM229 226V225H228ZM258 226V225H256ZM140 227V226H139ZM224 227V226H223ZM222 227V228H223ZM264 227V226H263ZM211 228V227H210ZM209 228V229H210ZM229 228V227H228ZM234 228V229H235ZM238 228V226H237ZM65 229V228H64ZM89 229V228H88ZM137 229V228H136ZM161 229V228H160ZM220 229V228H219ZM232 229V228H231ZM243 229V228H241ZM246 229V228H245ZM258 229V228H257ZM256 229V230H257ZM263 229V228H261ZM48 230L50 232H48ZM113 230V229H112ZM162 230V229H161ZM160 230V231H161ZM230 230V229H229ZM228 230V231H229ZM255 230V229H254ZM4 231V230H3ZM158 231V230H157ZM159 231V232H160ZM171 231V230H170ZM211 231V230H209ZM207 231V232H209ZM219 231V230H218ZM235 231V230H234ZM245 231V230H244ZM247 231V230H246ZM118 232V231H116ZM163 231H161L160 233H162ZM212 235L215 233V229L212 228V231H211ZM217 232V230H216ZM239 232V231H238ZM103 233V232H102ZM114 233V232H113ZM119 233V232H118ZM165 233V231H164ZM221 233V231H220ZM230 233V231H229ZM246 233V232H245ZM111 234V233H110ZM166 234V233H165ZM222 234V233H221ZM220 234V235H221ZM87 235V234H86ZM210 235V236H212ZM261 235V233H260ZM137 237V235H136ZM233 237V236H232ZM235 237V236H234ZM57 238V239H56ZM64 238V237H63ZM129 238V237H128ZM145 238V237H144ZM251 238V237H250ZM66 239V238H65ZM143 239V238H142ZM263 239V238H262ZM60 240V239H59ZM85 240V239H84ZM121 240V238H120ZM127 240V239H126ZM225 240V239H224ZM227 240V239H226ZM229 240V239H228ZM227 240V241H228ZM234 240V239H233ZM252 240V239H251ZM64 241V240H62ZM209 241V240H208ZM61 242V241H60ZM59 242V243H60ZM211 242H212V239H211ZM71 243V242H70ZM122 243V242H121ZM132 243V242H131ZM134 243V242H133ZM213 243V242H212ZM212 243L210 245H212ZM256 243V242H255ZM73 243H71L72 245ZM203 245V244H202ZM223 245V244H222ZM231 245V244H230ZM236 245V244H235ZM253 245V244H252ZM257 245V244H255ZM60 246V245H59ZM102 246L103 248H106V249H110L112 248L113 250L115 249H122L121 248V245L119 243H112L110 241H101L98 239V237H95V236H91L90 238L86 239V242L85 243H81V245L77 246V250H79V252H83V251H87V250H91L92 248L94 247H100ZM221 247V246H220ZM231 247V246H230ZM240 247V245H239ZM248 247V246H247ZM75 248V247H74ZM101 248V247H100ZM129 248V246H128ZM210 248V247H209ZM215 249V245L213 247ZM250 248V246H249ZM254 248V247H253ZM133 249V248H132ZM205 249V248H204ZM226 249V248H225ZM223 249V250H225ZM264 249V248H263ZM180 250V249H179ZM203 250V249H202ZM245 250V249H243ZM7 251V250H5ZM12 251V249H11ZM112 251V250H111ZM178 251V250H177ZM176 251V252H177ZM195 251V250H194ZM221 251V250H220ZM252 251V250H251ZM72 252V250H71ZM98 252V251H97ZM213 252H216L215 250ZM212 252V254H213ZM231 252V251H229ZM253 252V251H252ZM18 253V252H17ZM66 253V252H65ZM73 253V252H72ZM75 253V252H74ZM156 253V252H154ZM158 253V252H157ZM197 253V254H198ZM20 254V253H19ZM23 254V252H22ZM68 254V253H67ZM89 254V253H88ZM103 254V253H102ZM191 254V253H190ZM196 254V252H195ZM202 254L203 253H199ZM219 254V253H218ZM223 254V253H221ZM231 254V253H230ZM235 254V253H234ZM21 255V254H20ZM40 255V256H41ZM85 255V254H84ZM214 255V254H213ZM227 255V254H226ZM233 255V254H232ZM2 256V255H1ZM22 256V255H21ZM25 256V255H24ZM23 256V257H24ZM42 256V257H43ZM92 256V255H91ZM179 256V254H178ZM178 256L176 257V259L178 258ZM10 257V256H9ZM22 257V258H23ZM27 257V256H26ZM39 258V257H28V258H24L21 260H15L13 258H6V259H3L1 258V263L0 264H41L42 263V259L43 258ZM48 257V259H46ZM94 257V255H93ZM208 257V256H207ZM235 257V256H234ZM237 257V256H236ZM243 257V256H242ZM64 258V257H63ZM145 258V257H144ZM189 258V257H188ZM204 258V257H201V259ZM211 258V256H210ZM217 258V257H216ZM223 258V257H222ZM148 259V257H147ZM200 259V261H201ZM218 259V258H217ZM231 259V258H230ZM83 260V259H82ZM221 260V259H220ZM53 261V260H52ZM180 261V260H179ZM190 261V260H189ZM199 261V259H198ZM45 262V263H46ZM145 262V261H144ZM209 262V261H208ZM215 262V261H214ZM213 262V263H214ZM219 262V261H218ZM222 262V261H221ZM149 263V262H148ZM186 263V262H184ZM188 263V262H187ZM210 263V262H209ZM211 263V264H213ZM227 263V262H226ZM229 263V262H228ZM44 264V263H42ZM64 264V263H63ZM151 264V263H149ZM197 264V263H196ZM224 264H225V261H224Z\"/></svg>","mask_w":264,"mask_h":264}]
</instances>
